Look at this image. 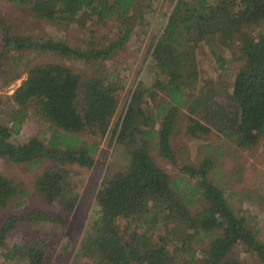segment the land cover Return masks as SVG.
<instances>
[{
    "label": "trees",
    "instance_id": "obj_1",
    "mask_svg": "<svg viewBox=\"0 0 264 264\" xmlns=\"http://www.w3.org/2000/svg\"><path fill=\"white\" fill-rule=\"evenodd\" d=\"M11 1L46 22L113 20L117 36L104 46L81 49L53 38L15 34L1 19L0 58L5 52L36 50L97 66L135 33L148 30L158 0ZM259 23H264V0H170L150 36L143 75L137 78V71L138 80L113 129L116 143L99 185L92 188V213L74 241H62L60 234L79 202L82 181L72 166L92 168L97 163L126 78L98 68L88 76L56 61L27 64V75L9 96L0 123V158L36 173L29 182L0 173V208L19 209L35 197L58 212L44 207L8 216L0 225V248L19 225L30 231L1 250L4 260L52 264L58 249L71 255L77 245L72 259L81 258L82 264H264V240L211 176L212 158L182 163L173 177L153 157L156 151L177 165L172 136L182 109L187 112L184 132L190 137L200 138L215 128L238 147L258 144L264 131V30L253 26ZM201 46L212 57L235 47L239 65L226 93L206 80L199 86ZM11 57L18 62L19 56ZM28 118L45 121L48 136H41L46 129L38 122L34 134L14 143L11 135ZM117 153L124 158L123 163L116 159L119 168L112 163ZM260 190L264 199V185ZM238 246L244 256L236 252Z\"/></svg>",
    "mask_w": 264,
    "mask_h": 264
},
{
    "label": "rangeland",
    "instance_id": "obj_2",
    "mask_svg": "<svg viewBox=\"0 0 264 264\" xmlns=\"http://www.w3.org/2000/svg\"><path fill=\"white\" fill-rule=\"evenodd\" d=\"M170 6V0H158L154 3L149 16L151 17L150 25L145 33H135L128 41L107 61L98 63L97 66H92L89 63L75 62L67 57H62L51 52L41 51H26L20 55L15 52H5L0 58V123L4 122L6 115L5 109L8 108L9 96L12 95L14 89L20 85L26 77V72L23 70L29 63H38L44 61H56L66 64L74 69L83 72L85 75H91L92 71L98 68L102 72L108 74H120L126 78L125 90L120 94V100L117 110L112 118L110 128L102 140L100 149L96 154L97 163L92 168L72 166L74 171H78L80 180L82 181L79 189V202L72 213L66 216L67 224L60 231L62 241L72 240L79 237L85 226L87 225L88 217L92 213L94 206V186H98L105 171L108 162L110 161L113 148L115 147L116 139L113 135V129L119 121V116L124 108L128 91L134 88V83L137 78L143 75L144 65H141L144 55L148 50L150 36L154 34L159 27V22L162 19L164 12H167ZM4 19L9 25L11 31L15 34L28 35L33 38H53L61 40L69 46L87 49L90 46H104L117 36L115 22L108 20L105 23L97 21L86 22L81 25L77 22L67 23H52L30 17L26 10L14 4L11 0H0V20ZM254 30H264V23H259L253 26ZM3 31L0 30V45ZM235 47L225 49L220 55L212 57L206 46H201L197 50V60L199 66V86L205 83L206 80L214 89L220 93H226L233 84L234 75L238 69L239 61L236 59ZM1 54V50H0ZM19 56L17 63L14 64L12 55ZM217 63H221V67H217ZM221 68V69H218ZM140 70L137 78V71ZM19 72V76L15 74ZM201 79V80H200ZM206 89V87H205ZM3 107V110H1ZM187 112L182 109L180 112L179 124L172 136V148L176 154L177 165L169 163L161 157L156 151H153V157L156 163L176 177L179 172V166L182 163L197 164L201 159L208 156L213 159L214 166L211 169V176L218 181L222 188H225L226 196L231 206L244 217L246 223L252 227L257 237L264 240V199L261 198L260 184L264 185V131L257 145L252 147H238L233 141L225 137L215 128L206 135H201L200 138H193L185 134ZM38 122L42 123V127L46 129L47 124L42 120L28 118L17 133L11 135V140L14 143L24 142L25 139L34 134L38 130ZM49 130L41 134L42 137H47ZM117 146V145H116ZM118 154L113 156L112 163H116V159L123 163V156ZM120 163L118 162V166ZM117 166V164H115ZM116 168H119V167ZM25 164L10 163V161L0 158V173L13 177L19 176L26 182L31 181L36 170L29 169ZM186 179L188 177L183 174ZM193 181V180H192ZM31 190L32 187L28 185ZM91 191H90V190ZM254 190L258 191L257 194ZM232 194V195H230ZM47 207L50 210L58 212L48 204L39 201L37 198H27L26 202L19 208L10 207L0 208V225L8 217L22 211H31L33 209ZM36 227L31 224L32 229ZM30 231L29 228H24L19 225L14 229L5 240V246L0 248V264H12L17 260L5 261L1 255V250H5L8 246L21 241V234ZM79 239V238H78ZM77 239V240H78ZM77 245L73 246L71 255L65 252L56 251V256L52 264H82L83 259L74 262L72 255L76 251ZM70 251V250H69ZM236 252L241 256L245 253L241 246H238Z\"/></svg>",
    "mask_w": 264,
    "mask_h": 264
}]
</instances>
